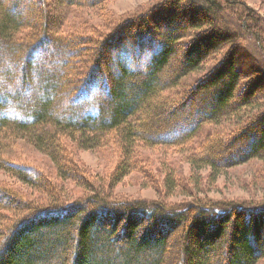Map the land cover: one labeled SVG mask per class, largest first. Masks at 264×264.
I'll return each instance as SVG.
<instances>
[{"label":"trees","instance_id":"trees-1","mask_svg":"<svg viewBox=\"0 0 264 264\" xmlns=\"http://www.w3.org/2000/svg\"><path fill=\"white\" fill-rule=\"evenodd\" d=\"M20 1L0 0V170L43 196L31 199L0 182V264L264 259V201L245 207L196 196L179 205L117 200L102 181L84 180L87 171L73 165L65 143L82 150L119 144L113 183L129 171L139 144L192 143L190 165L209 167L212 176L264 162V69L242 66L238 55L248 44L264 55L262 17L239 0H165L93 37L53 30L48 22L58 13L49 17L31 0L24 15L11 13ZM225 11L239 33L217 18ZM191 75L199 77L187 83ZM226 119L236 122L221 127ZM17 141L48 156L62 178L84 180L77 183L82 194L50 185L36 163L9 158ZM168 184L173 191L174 181Z\"/></svg>","mask_w":264,"mask_h":264},{"label":"rangeland","instance_id":"rangeland-1","mask_svg":"<svg viewBox=\"0 0 264 264\" xmlns=\"http://www.w3.org/2000/svg\"><path fill=\"white\" fill-rule=\"evenodd\" d=\"M66 1L31 0V3L37 6L42 5L49 12V17L52 13H58L57 20L50 18L48 26L53 27V30L59 33L77 32L100 37L108 33L119 22L156 4L163 3L165 0H93L92 2L87 0L92 4L77 3L68 7L65 5ZM239 1L254 10L264 21V0ZM27 2L28 0H21L18 6L12 8L10 12L24 15ZM7 4L10 6V2ZM213 16L206 14L205 18L211 20L214 19ZM216 16L227 20L230 23V30L238 33L241 31L234 14L230 11L221 12ZM262 28L264 30V24ZM262 39H264V34ZM238 53L242 57V66L247 67L248 64L254 62L255 65L264 69V55L259 52L255 44H248ZM109 57L113 59L111 54ZM198 75L201 76L202 73ZM198 75H191L187 78V83L198 78ZM232 120L222 121L221 127L232 125ZM233 121L236 122L235 119ZM65 143L68 148H71L68 152L73 165L77 169L87 171L84 180L95 183L102 181L101 184L104 185L105 190L110 191L111 197L117 200L179 205L182 202L191 201L192 196H196L204 201L236 202L239 206L264 201V162L258 159L223 168L212 176L213 173L209 167L197 170L190 165L188 157L192 152L190 148L192 143L184 147H147L139 144L134 149L133 156L128 160L129 171L118 182L113 183V174L122 162L119 144L111 142L106 146L82 150L70 140H66ZM7 154L9 158L18 163L38 164L44 170L45 177L51 182L50 185L65 186L68 195L74 197L82 194L77 183H82L84 180L75 182L66 175V178H62L48 156L24 141H17ZM168 179L174 181L176 187L173 191L169 190ZM196 179L200 182L198 188L194 183ZM0 182L6 184L12 191L22 192L31 199L43 196L42 190L38 187L26 186L1 170ZM256 264H264V259Z\"/></svg>","mask_w":264,"mask_h":264}]
</instances>
